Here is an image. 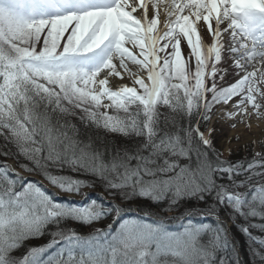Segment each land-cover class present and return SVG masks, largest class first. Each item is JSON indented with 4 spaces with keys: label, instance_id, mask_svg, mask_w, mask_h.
<instances>
[{
    "label": "snow or ice",
    "instance_id": "snow-or-ice-1",
    "mask_svg": "<svg viewBox=\"0 0 264 264\" xmlns=\"http://www.w3.org/2000/svg\"><path fill=\"white\" fill-rule=\"evenodd\" d=\"M217 111L264 118V0H0V264H229L220 213L264 221V152L221 159ZM72 118L126 143L78 139ZM9 159L57 194L125 203L56 202ZM134 200L192 206L170 231L129 217ZM238 227L264 264V223Z\"/></svg>",
    "mask_w": 264,
    "mask_h": 264
},
{
    "label": "rangeland",
    "instance_id": "rangeland-1",
    "mask_svg": "<svg viewBox=\"0 0 264 264\" xmlns=\"http://www.w3.org/2000/svg\"><path fill=\"white\" fill-rule=\"evenodd\" d=\"M233 124H235V127L232 126ZM239 125H242V123L237 124L231 119H229L228 121L227 119L221 120L219 111H217L215 115L212 116L211 124L209 126L215 129V131L213 132V143L216 149L222 153L220 157L221 159L232 161L238 159L243 160L246 158L251 159L255 152H264V127H258V129L253 130L252 128H249V126H246V124L244 123V129L242 131L239 130ZM229 149L231 150V154H229ZM243 190V188L238 189V191ZM83 192L87 193L88 191L83 190ZM75 197L82 198L81 196ZM237 221L238 220L236 219L234 223L232 221H228V223L232 222V227H234V225H237ZM108 223H111L110 217L106 219L104 223L97 224L96 226L103 228L106 227ZM250 229L251 228H249V232ZM89 231L91 232L92 229H89ZM258 233H260L259 230L251 232L252 235H257ZM244 242L249 243L247 237L246 240L244 239ZM237 245L238 244H236V246ZM22 249L17 251L16 255H24L27 248H24L23 250Z\"/></svg>",
    "mask_w": 264,
    "mask_h": 264
},
{
    "label": "trees",
    "instance_id": "trees-1",
    "mask_svg": "<svg viewBox=\"0 0 264 264\" xmlns=\"http://www.w3.org/2000/svg\"><path fill=\"white\" fill-rule=\"evenodd\" d=\"M74 119H72V122ZM73 124H75L77 129L79 130V135L77 137L78 139H82V140L86 141L87 135H91L93 138H95L96 136H99V137L104 138V139H117V143H126V141H124L122 138H116L113 136V134L105 133L103 130L86 129L85 126H83L78 119H75ZM85 133H87V135H85ZM2 143H3V141L0 140V144H2ZM24 162L26 163V161H24ZM33 173L38 174L37 172H33ZM40 176L43 177L42 175H40ZM94 188L104 189L103 186L99 185V184H97V186H95ZM137 201H139V200H137ZM143 204L146 206L161 209V210H164L167 208V202L160 204L159 206L152 204L151 202H148V201L143 202ZM191 206L192 205L188 204V207H186L185 204L182 203L181 205L173 208V210H171V211H179L180 209H182V211L186 212L187 208H189ZM222 213L223 212H221L220 214H222ZM237 220H238L237 225H234V227L231 228L232 237H231V239H229V242H230L229 248L227 249V251L218 249L216 256H217V259H219L220 257L226 258L229 261V264H236L237 258L241 261V264H251L250 253H249V243L244 242V239L246 240V236L239 230L238 225L246 226L249 223L260 224V223H264V221L259 220V219L245 221L239 217H237ZM253 231H257V229L251 228L250 232H253ZM253 236L264 237V232H260L257 235H253ZM49 239H50L49 236H44L40 240L28 241V242H26V245L24 248H27V247L33 246V245H40L42 240L48 242ZM236 244H238V245L236 246ZM14 254H15L14 256H18V257L22 256V255H16V252Z\"/></svg>",
    "mask_w": 264,
    "mask_h": 264
},
{
    "label": "bare ground",
    "instance_id": "bare-ground-1",
    "mask_svg": "<svg viewBox=\"0 0 264 264\" xmlns=\"http://www.w3.org/2000/svg\"><path fill=\"white\" fill-rule=\"evenodd\" d=\"M261 120H258L254 115L251 116V117H248V116H240V117H237L235 119V123L239 124V123H242V125H239V130H242L243 131V127H244V123L241 122V121H247L248 125H250L249 128H252L253 130L255 129H258V127H264V118H260ZM229 119H227L228 121ZM186 207H188V204H185ZM185 213V211H182V209H180L179 211L173 213V215L175 216H178V215H181ZM167 228L168 230L170 231H180L182 230L181 229V226H175V225H167ZM232 228V226H230V229ZM229 239H231V236H228Z\"/></svg>",
    "mask_w": 264,
    "mask_h": 264
}]
</instances>
